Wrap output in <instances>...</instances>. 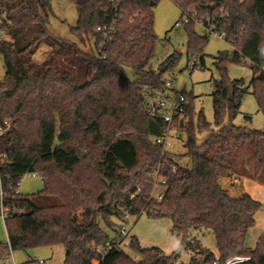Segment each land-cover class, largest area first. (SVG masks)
<instances>
[{
	"label": "trees",
	"instance_id": "trees-1",
	"mask_svg": "<svg viewBox=\"0 0 264 264\" xmlns=\"http://www.w3.org/2000/svg\"><path fill=\"white\" fill-rule=\"evenodd\" d=\"M51 1L0 0V32L10 38H0L5 67L0 81V216L8 209V243L0 245V260L17 250L61 245L64 264H177L185 252L195 254L189 264H225L234 257H249L244 264H264V236L255 248L246 245L261 204L247 193L232 196L220 183L237 174L264 184V128L234 124L248 89L243 80L228 76L230 63H249L251 93L264 114V0H174L182 12L194 7L201 15L219 16L217 29L232 47L231 53L215 57L220 79L213 92V123L203 111L194 121L187 94L186 152L181 155H162L152 136L166 124L143 110L142 89L162 87L160 69L173 68L180 55H170L160 69L152 64L159 41L153 8L159 0H123L118 11L110 0H72L78 20L70 31L77 41L51 35ZM114 18L117 33L105 58L98 57L91 36ZM195 25H184L188 55H200L204 63L209 39L198 35ZM42 45L50 53L36 63L33 56ZM126 68L135 72V80L127 78ZM244 151L253 161L252 173L239 161ZM184 157L190 166L180 164ZM155 170L166 180L162 200L154 197ZM29 173L39 174L44 187L24 195L18 188ZM143 214L170 219L180 248L167 255L158 247L142 248L132 236L129 246L139 258L120 249L113 238L129 217ZM204 229L213 232L218 257L191 237V231ZM109 242L113 248L103 255L99 248Z\"/></svg>",
	"mask_w": 264,
	"mask_h": 264
},
{
	"label": "rangeland",
	"instance_id": "rangeland-1",
	"mask_svg": "<svg viewBox=\"0 0 264 264\" xmlns=\"http://www.w3.org/2000/svg\"><path fill=\"white\" fill-rule=\"evenodd\" d=\"M53 16L50 19L49 30L54 38L59 40L77 41V38L71 33L70 28L77 24L78 11L72 0H52L51 1ZM194 8V7H192ZM191 9V8H190ZM155 15V32L159 38L157 44L156 56L152 62L156 69H160L164 61L172 54L180 53L176 65L167 70L164 78H173L176 81L175 87L178 90H185L192 97L194 107V121L197 122L198 114L203 111L208 122H214L213 109V92L215 90V81L220 79V74L214 66L215 57L221 52L231 53V45L223 38L210 37L204 49L205 61L204 68L192 70L188 68V36L182 23V9L174 0H159L153 8ZM206 16V15H204ZM179 23V26H176ZM195 32L200 36H205L202 26L195 25ZM1 39L9 40L4 32L0 34ZM50 53L47 45L41 48L33 56L36 63H42ZM164 66V65H163ZM126 76L129 80L136 79V74L131 68L125 69ZM228 76L231 80H243L244 87L248 92L244 94L239 115L234 119L237 126L248 127L254 130H262L264 128V114L258 109L256 98L251 93V80L253 72L249 63L228 65ZM5 78V67L3 59L0 55V81ZM245 116H250L246 119ZM207 133L199 135L201 143ZM185 146L177 145L174 153L184 154ZM249 153L244 151L240 157L242 166L252 173L254 170L253 161L249 159ZM180 164L190 166V159L184 157L180 160ZM236 176V190H231L230 194L239 197L244 193L261 204V208L255 214V225L249 229L246 237V245L255 248L258 241L264 236V184L250 177ZM238 176V178H237ZM153 177V176H152ZM154 179V178H153ZM156 179H154V182ZM225 183V182H224ZM225 186L229 187L225 183ZM44 187L42 178L39 174H26L20 184L19 192L24 195L34 194L42 190ZM159 190L155 182L154 192ZM128 229V235L121 244V249L131 257L139 258V255L133 252L129 246L132 236H135L142 248L158 247L167 255H171L181 246V241L172 233V222L168 218L151 219L143 214L139 217H129L128 223L125 224ZM114 237V232H109ZM191 237L200 241L203 248L211 251L216 257L219 256L216 238L210 229L193 230ZM8 239L4 226V219L0 216V245H7ZM194 253H183L177 264H189ZM41 259L46 264H64L65 249L63 246L41 247L32 249L28 255L23 250H17L8 257L3 258L1 264H27L31 260ZM97 264V262H95Z\"/></svg>",
	"mask_w": 264,
	"mask_h": 264
},
{
	"label": "built area",
	"instance_id": "built-area-1",
	"mask_svg": "<svg viewBox=\"0 0 264 264\" xmlns=\"http://www.w3.org/2000/svg\"><path fill=\"white\" fill-rule=\"evenodd\" d=\"M123 0H110L114 5L115 11H118ZM225 14H221L220 18H224ZM219 18L216 16L210 18V16H204L199 14L196 8L183 10L182 23L183 25L189 22H195L200 24L204 31L205 36L209 39L212 37L225 38V34L217 29L215 20ZM179 26V23H176ZM117 33V20L114 18L110 23L100 25L96 28L94 34L91 36V44L96 56L105 58V48L109 42H111ZM1 34V32H0ZM188 68L195 70L197 68L203 69L204 63L201 60L200 55L188 56ZM176 81L171 78H164L163 86L160 88L144 87L143 93V110L151 117L158 118L166 124L164 130L155 136H152V141L161 147L162 155H166L168 152L176 150L177 145L185 146L186 136V123H187V108L188 99L185 90H178L175 87ZM1 157V156H0ZM173 166L172 169H175ZM154 179H156V185L159 190L155 191L154 197L158 200H162L164 196V189L166 185L165 178L161 175L159 170H155L152 173ZM8 213L7 208L2 209L3 219ZM128 235V229L125 225L120 229L117 236L113 238L114 243L121 249V244L124 238ZM113 248V243L109 242L105 246H101L99 251L104 255ZM136 260L137 257H134ZM250 258L249 257H234L226 261L225 264H244ZM2 260H0L1 264ZM32 264H46L44 260L35 259ZM213 264H218L215 261Z\"/></svg>",
	"mask_w": 264,
	"mask_h": 264
},
{
	"label": "crops",
	"instance_id": "crops-1",
	"mask_svg": "<svg viewBox=\"0 0 264 264\" xmlns=\"http://www.w3.org/2000/svg\"><path fill=\"white\" fill-rule=\"evenodd\" d=\"M235 178H236V176L232 175V176H230V177L222 178V179L220 180L221 185H222L225 189H227V190L229 191V193L231 192V190H236L235 187H237L236 185L239 183V181L237 182V181L235 180ZM237 178H238V176H237ZM224 182H225L226 184H228L229 187L225 186V183H224ZM236 182H237V184H236ZM4 226H5V223H4ZM5 230H6V228H5ZM6 234H7V232H6ZM7 239H8V236H7ZM53 247H55V246H53ZM29 251H30V250H29ZM29 251H25V252L27 253V255H28ZM14 252H15V251L12 252L13 255H14ZM12 253H11V254H12ZM31 261H33V260H31ZM31 261H29V262H31Z\"/></svg>",
	"mask_w": 264,
	"mask_h": 264
},
{
	"label": "water",
	"instance_id": "water-1",
	"mask_svg": "<svg viewBox=\"0 0 264 264\" xmlns=\"http://www.w3.org/2000/svg\"><path fill=\"white\" fill-rule=\"evenodd\" d=\"M168 70V65H165L163 66L161 69H160V73L161 74H165V72ZM229 100L230 101H233L234 100V90H233V86L231 85L230 86V93H229Z\"/></svg>",
	"mask_w": 264,
	"mask_h": 264
}]
</instances>
